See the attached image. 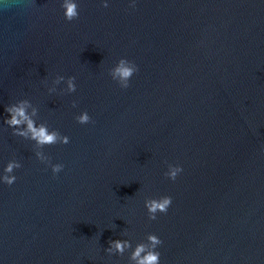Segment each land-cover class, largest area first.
I'll use <instances>...</instances> for the list:
<instances>
[{
  "label": "water",
  "instance_id": "obj_1",
  "mask_svg": "<svg viewBox=\"0 0 264 264\" xmlns=\"http://www.w3.org/2000/svg\"><path fill=\"white\" fill-rule=\"evenodd\" d=\"M61 3L0 0V177L22 164L0 182V264H129L108 241L149 233L161 264H264V0H78L72 22ZM120 58L139 67L127 89ZM57 75L76 92L49 93ZM22 99L70 137L44 149L58 175L4 123Z\"/></svg>",
  "mask_w": 264,
  "mask_h": 264
},
{
  "label": "clouds",
  "instance_id": "obj_2",
  "mask_svg": "<svg viewBox=\"0 0 264 264\" xmlns=\"http://www.w3.org/2000/svg\"><path fill=\"white\" fill-rule=\"evenodd\" d=\"M104 8L109 7L108 0H103ZM135 0H132L130 7L135 8ZM61 8L66 21L72 22L79 19L80 10L78 0H62ZM139 71L138 65L127 58H120L114 67L109 69V75L122 89L130 87L132 77ZM65 77L57 75L53 80V86L48 89L49 93L56 92V85L65 82ZM67 88L63 91L74 93L77 90L76 77L71 76L66 79ZM73 107L76 102L73 101ZM5 111L10 118H6L4 123L13 130L12 134L22 137L25 140L34 142V152L36 158L51 167L54 175L63 171L65 165L62 163H52L51 157L45 153L44 149L53 145H67L70 143V137L62 134L59 129L50 128L47 122H39V108L28 99L18 100L17 102L6 106ZM77 123L87 125L92 123V117L87 110L75 116ZM22 167V164L16 160H10L4 168V174L0 177V182L12 186L17 177L14 171ZM183 172L181 165H168V171L164 173L165 177L175 181L180 173ZM173 203V198L168 195L160 197H150L145 199L144 206L147 209L148 219L155 221L158 214H167ZM127 234V233H125ZM109 247L105 251L110 255L124 256L130 251L129 264H161V252L158 248L163 244V240L155 233H149L146 240L139 242L133 248V244L128 239L109 240Z\"/></svg>",
  "mask_w": 264,
  "mask_h": 264
}]
</instances>
